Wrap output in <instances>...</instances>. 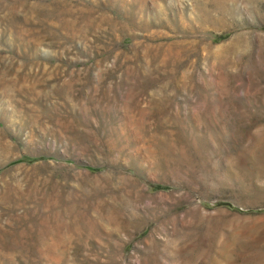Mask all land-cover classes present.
<instances>
[{"label":"rangeland","instance_id":"1","mask_svg":"<svg viewBox=\"0 0 264 264\" xmlns=\"http://www.w3.org/2000/svg\"><path fill=\"white\" fill-rule=\"evenodd\" d=\"M0 264H264V0H0Z\"/></svg>","mask_w":264,"mask_h":264},{"label":"trees","instance_id":"2","mask_svg":"<svg viewBox=\"0 0 264 264\" xmlns=\"http://www.w3.org/2000/svg\"><path fill=\"white\" fill-rule=\"evenodd\" d=\"M228 205V204H227Z\"/></svg>","mask_w":264,"mask_h":264}]
</instances>
